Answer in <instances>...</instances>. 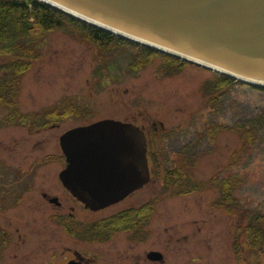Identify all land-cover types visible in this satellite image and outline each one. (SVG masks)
Masks as SVG:
<instances>
[{
  "label": "rangeland",
  "instance_id": "1",
  "mask_svg": "<svg viewBox=\"0 0 264 264\" xmlns=\"http://www.w3.org/2000/svg\"><path fill=\"white\" fill-rule=\"evenodd\" d=\"M39 31L32 30L38 53L30 51L25 57L35 64L18 80L13 97L22 112L40 111L42 118L60 99L72 96V101L93 110L94 119L115 117L145 125L163 122L172 148L170 166L178 161L182 174L192 175L201 188L187 195L156 192L153 188L136 195L132 199L135 204L156 199V209L146 222L149 239L135 243L129 233L122 232L111 242L85 247L102 254L106 264H155L145 258L150 249L165 250V264H236V209H215L211 203L219 199V179L232 177L238 205L264 212V89L237 82L233 91L223 96L221 109L215 110L210 106V85L221 79V74L211 69L148 52L117 36L104 45L82 22L68 16L61 28ZM167 65L173 66V74L166 70ZM104 72L107 76L103 78L100 74ZM6 114L10 115L6 107L0 106V116ZM250 120L258 125V138L243 149L234 128ZM19 122L17 116L15 120L4 118L0 124V181L11 184L16 171L24 173L11 185L18 189V195L0 208V230L11 236L8 246L2 249L0 264H50L52 253L62 250L59 264L60 258L72 255L68 247L80 251L84 245L64 235L51 217L62 209L43 196V192L58 193L55 176L62 164L55 160L40 167L34 164L40 157L58 152L59 134L80 121L67 120L60 127L35 133L30 125ZM211 127H218L214 138ZM196 143H200L197 149ZM247 257L253 258L249 253Z\"/></svg>",
  "mask_w": 264,
  "mask_h": 264
},
{
  "label": "water",
  "instance_id": "2",
  "mask_svg": "<svg viewBox=\"0 0 264 264\" xmlns=\"http://www.w3.org/2000/svg\"><path fill=\"white\" fill-rule=\"evenodd\" d=\"M73 18L150 48L183 58L250 85L264 87V0H42ZM113 152L99 153V171L108 159L119 171L129 170L136 185L148 174L146 139L139 127L107 120L94 129ZM112 132L108 137L107 133ZM82 131L67 133L64 143L80 144ZM105 144V145H106ZM66 153L67 148L64 146ZM105 160V162H104ZM72 153L63 179L82 170ZM65 174V175H64ZM125 175V174H123ZM120 194L94 193V207ZM82 197V196H81Z\"/></svg>",
  "mask_w": 264,
  "mask_h": 264
},
{
  "label": "flooded vegetation",
  "instance_id": "3",
  "mask_svg": "<svg viewBox=\"0 0 264 264\" xmlns=\"http://www.w3.org/2000/svg\"><path fill=\"white\" fill-rule=\"evenodd\" d=\"M72 96H66L54 106L49 113L48 119L51 123L44 127L40 125L33 131L40 132L49 127H60L67 120H77L78 124H74L63 130L58 136L59 151L47 154L37 159L35 162H51L60 161L62 164L61 169L56 173L55 184L58 188V193L43 192V196L48 200L49 204L65 211H54L51 214L52 220L59 224V227L65 233L64 235L71 239L74 243L84 245L80 251L68 247L67 251L72 255L61 259L59 264H106L102 254L97 250L85 247V244H98L111 242L118 233H129L130 240L138 243L144 241L147 237L149 239V227L147 226L148 217L151 216L156 209V199L154 197L146 200L142 204L132 203V199L143 192L154 189L156 192H166L169 194L187 195L195 191L200 190V186L197 185L196 180L193 179L190 174H174L175 169H179L181 164L178 161L174 162L172 167L174 170H168L171 168L170 162H166L165 166L163 162L169 160V152L172 148L168 145V142L162 140V136L168 131L163 123L157 125L155 122L151 125H145L144 129L148 136V158L150 162V178L140 188L130 192L123 199L106 207L92 209L88 207L84 202L80 201L73 195V192L63 185L60 179V173L62 168L68 165L67 157L62 154L60 146L61 135L73 128L89 126L96 123L101 119H94L93 110H89L87 106H83L78 101L76 105L71 102ZM115 118V117H113ZM93 119V120H92ZM163 170H158V169ZM101 172L83 171L81 174H92ZM112 172H107L110 174ZM35 174V172L33 173ZM113 174H120L118 171H114ZM160 187L161 189H159ZM221 190V188H220ZM230 193V188L227 189ZM94 192V191H91ZM106 192H112L107 190ZM156 196V195H155ZM220 199V198H219ZM126 203L127 205L121 206ZM217 203V202H212ZM211 203L216 209V206ZM121 206V207H120ZM231 207L230 204L226 205ZM119 207V208H118ZM219 208V207H218ZM117 209V210H116ZM116 210V211H115ZM106 212L108 214L100 215V213ZM110 212V213H109ZM85 216H96L89 219ZM147 226V227H146ZM256 229V240L263 241V225H252V229ZM233 239V248L236 256V264H262L263 261V245L257 247L249 243L247 226L242 227L239 231L238 226L236 234ZM63 253L62 250H55L52 253L54 258L50 264H57V259ZM251 254L253 258L247 257V254ZM146 260L155 264H165L167 260V252L161 249H150L146 253ZM196 260L200 259V256H195ZM65 260V261H64ZM65 262V263H63ZM48 264V262H46ZM116 264H131L130 262H117ZM138 264V262L134 263Z\"/></svg>",
  "mask_w": 264,
  "mask_h": 264
},
{
  "label": "trees",
  "instance_id": "4",
  "mask_svg": "<svg viewBox=\"0 0 264 264\" xmlns=\"http://www.w3.org/2000/svg\"><path fill=\"white\" fill-rule=\"evenodd\" d=\"M66 17L60 11L38 0H0V59L3 61L0 65V101L5 102L11 99V94L17 89L18 73L30 66L31 59L27 61L26 53L37 51L36 39L32 30L37 28L45 33L61 28ZM69 19L74 21L72 18ZM83 26L100 43L105 44L116 38L103 30L86 24ZM119 40L123 39L119 38ZM147 50L153 52L151 49ZM172 69V65L169 67L167 65L166 70H169V74H173ZM237 82L221 75V79L212 83L210 85L211 106L220 107L222 96L229 93ZM257 127L256 122L250 120L249 124H241L234 129L243 143L250 146L256 140ZM3 245L4 241L1 239L0 249Z\"/></svg>",
  "mask_w": 264,
  "mask_h": 264
}]
</instances>
